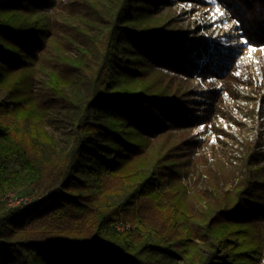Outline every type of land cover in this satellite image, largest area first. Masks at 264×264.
I'll return each mask as SVG.
<instances>
[{"label": "trees", "instance_id": "trees-1", "mask_svg": "<svg viewBox=\"0 0 264 264\" xmlns=\"http://www.w3.org/2000/svg\"><path fill=\"white\" fill-rule=\"evenodd\" d=\"M183 1L0 0V264H264V91L211 173L191 130L215 91L181 82L230 45L182 28ZM54 110L68 146L46 154Z\"/></svg>", "mask_w": 264, "mask_h": 264}, {"label": "rangeland", "instance_id": "rangeland-1", "mask_svg": "<svg viewBox=\"0 0 264 264\" xmlns=\"http://www.w3.org/2000/svg\"><path fill=\"white\" fill-rule=\"evenodd\" d=\"M61 2L65 5L66 0ZM260 3V0H192L176 2L173 9L175 18L182 19L177 21L182 28L196 25V32L200 31L213 39L219 36V40L228 41L230 45L222 48L223 52L228 51L231 55L227 56L226 61H222L217 75L213 78L202 77L200 80L190 78L181 82L183 89L195 84V88L215 91L201 123L194 125L191 130L199 139L196 155L211 173H214L213 164L218 167L224 162L227 167L233 166L238 149L253 134L256 97L264 91V29L262 26L258 27L260 20L256 10ZM250 46L255 50L249 52ZM40 129L49 137L39 147L46 154L52 153L49 148L51 144L57 151L65 150L68 146V126L63 110H54L51 117L41 123ZM199 175V171L194 172L192 179ZM184 183L186 184L185 181ZM196 187L199 191L204 189L201 183ZM41 193L38 189L32 196ZM16 196L17 194L9 192L1 200L6 207H13L17 203L11 199Z\"/></svg>", "mask_w": 264, "mask_h": 264}, {"label": "built area", "instance_id": "built-area-1", "mask_svg": "<svg viewBox=\"0 0 264 264\" xmlns=\"http://www.w3.org/2000/svg\"><path fill=\"white\" fill-rule=\"evenodd\" d=\"M13 195H14V193H13ZM16 195V194H15ZM39 197H37V196H22V197H14L13 199H11V201H16V205H22V204H27V203H31V202H34V201H36L37 199H38ZM10 201V200H9ZM11 201H10V203H11ZM9 203V204H10ZM15 205V206H16ZM128 227V225H126V224H123V223H118V224H116V229L117 230H119V231H123V230H125L126 228Z\"/></svg>", "mask_w": 264, "mask_h": 264}, {"label": "snow or ice", "instance_id": "snow-or-ice-1", "mask_svg": "<svg viewBox=\"0 0 264 264\" xmlns=\"http://www.w3.org/2000/svg\"><path fill=\"white\" fill-rule=\"evenodd\" d=\"M243 42L246 43V44L248 43L247 41H243ZM248 50H249V52H251V51H254L255 49L250 46Z\"/></svg>", "mask_w": 264, "mask_h": 264}]
</instances>
